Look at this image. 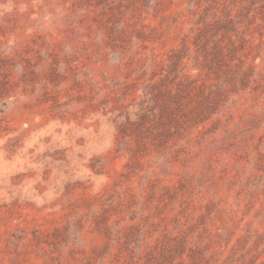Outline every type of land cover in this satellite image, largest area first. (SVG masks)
<instances>
[{"label": "rangeland", "instance_id": "1", "mask_svg": "<svg viewBox=\"0 0 264 264\" xmlns=\"http://www.w3.org/2000/svg\"><path fill=\"white\" fill-rule=\"evenodd\" d=\"M0 264H264V0H0Z\"/></svg>", "mask_w": 264, "mask_h": 264}]
</instances>
